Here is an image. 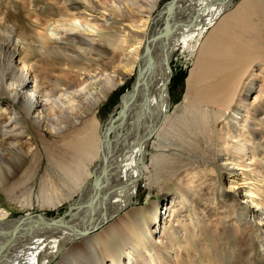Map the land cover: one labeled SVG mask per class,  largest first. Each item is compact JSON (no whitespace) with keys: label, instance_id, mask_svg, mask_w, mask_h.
I'll return each mask as SVG.
<instances>
[{"label":"bare ground","instance_id":"1","mask_svg":"<svg viewBox=\"0 0 264 264\" xmlns=\"http://www.w3.org/2000/svg\"><path fill=\"white\" fill-rule=\"evenodd\" d=\"M3 1L5 0H1L0 4ZM7 1L10 2V0ZM28 2L32 12L28 10L27 14L31 17L36 11L32 1ZM233 2L234 0H176L174 3L166 4L156 15L147 12L148 21H142L143 30L149 29L146 40L139 41L134 47H131L129 39L123 40L119 45L118 42L110 41L117 50L116 53L125 57V65L120 72H113L112 76L107 74L105 80L96 79V76L102 75L101 72H95V75L85 73L91 59H87L89 63L82 64L83 67L80 66L78 70L81 72L78 74L79 77L77 76L78 79L73 80V84L58 77L53 80L48 73L39 78L31 73V69L18 67L14 61L15 52H9L8 59H6L7 66L0 74V97L11 98L18 104L26 118L35 114L36 118L33 121L38 127L58 135L60 125L68 122L69 117L55 115L57 113L55 107L61 112L69 108L72 113H79V104L82 103L83 98L93 97L94 101L91 106H88L85 116L77 114L76 118L80 123L75 125L69 134L62 133V148L59 146L54 148L46 141L44 142L45 152L50 156L51 163H54L53 168L59 173L60 182L58 185L53 183V180H47L45 186L41 185V193L43 190L47 191L42 203L56 208L63 201L64 193L71 198L74 193H78L79 199L72 206L75 212H66L67 214L56 220L39 215L20 217L16 221L0 211V264H48L59 255L61 261L56 264H184L183 260L187 258L194 264H202L196 251L189 257L186 255L192 249V239L185 241L184 235L180 236L175 233L179 227L175 228L176 225H171V220L166 221L169 213L172 215L177 211L180 214L190 212L189 209L193 207V203L195 206H203L201 199H198L202 194L195 193L194 195L193 192L197 199L195 202L192 200L193 196L187 194L188 187L194 188V185H187L188 181L185 177L194 180V176L205 174L199 168L200 164L193 160L178 159L187 169L184 178L180 179V174L175 183L178 196L189 204L186 206L182 204L176 208L174 205L176 197H172L169 207L166 204L160 214H151L150 219L155 226L154 230H150L148 221L145 225L146 229L138 226L132 232L130 231L131 233L128 232L130 233L128 237L124 236L123 227L114 226L116 223L107 228L105 236L100 234L95 241L92 239L91 232L111 220L120 208H125L133 201L145 174L149 183L154 178L162 176L156 171V161L161 157L158 153L168 155V158L172 156L165 154L166 152L162 150H157L152 159L155 170H150L147 156L151 140L155 148H159L163 136L177 138L180 142L179 147L191 153V158L194 159L195 151L197 157L204 159L203 168L206 169L211 170L212 167L216 171L217 163H219L230 174H234L246 166L242 163L241 157L244 156L246 149L243 131L249 116L246 118L239 112L230 115L207 114L208 112H201V110L200 114H194V110L192 114H177L183 108H187L189 103L194 105L195 101L211 106H224L227 111L232 109V103H240L239 92L243 86L242 76L248 66L242 55L257 54L259 57L261 54L260 57H262L264 44L257 45L256 42L255 49H258V52H254L253 44L237 42L238 40L230 37L231 33L228 35L224 33L236 24L240 25L239 22H241L240 32L242 34L244 31L247 33L254 31L255 34L261 33L259 35L264 37V0H242L234 11H230L234 7L231 6ZM57 7L59 18L54 21L57 23L55 31L61 37L54 38L53 36L56 35L50 31L48 24L36 21L32 25L40 28L41 31L31 30L28 37L30 40L25 37L26 44L23 43L25 47L22 45L24 48L22 51H35L42 55L53 52L66 54L69 52L68 45L73 41H75L77 51H84L87 54L96 51L98 45L91 37L92 32L95 26H102L103 22L110 20L111 14H107L108 19L106 10L95 0H61ZM125 9L135 10L131 6ZM133 12L144 16V11L135 10ZM254 15L259 17L260 22L258 18L257 20L259 26L261 24L260 27L254 25L251 27L249 25L251 23H247ZM7 17L0 9V28L6 30L4 32L12 35L11 38L14 39L15 24ZM61 26L69 30H78V35L70 34L69 30L60 31ZM122 29L129 34V29L125 27ZM2 38L5 37L0 36V39ZM185 39L189 43L181 46ZM15 42L19 41L15 40ZM0 48L7 49L3 45ZM179 52L196 58V61L187 78L184 103L178 105L173 114H167L170 101L167 86L170 80L168 79L170 64ZM240 58L247 63H245L246 67L240 66L241 62L239 66H235ZM8 70H10L11 79L10 84L6 85L5 72ZM60 70L63 71L62 68ZM131 75L135 76L132 89L128 90V94L121 102L120 110H116L118 117L113 118L114 114L111 116L114 125L106 127L108 130L114 129L117 132L114 137L112 136L113 138H110L108 133L100 128V121L97 117L98 103L106 97L110 89L122 84ZM204 81L208 83L200 85ZM98 85L101 90L97 92V96L92 95L91 91H94ZM236 99L239 101L236 102ZM243 105L245 106L246 103L243 102ZM12 108L13 106L9 103H0V115L11 113L8 111ZM7 119L16 121L17 116L14 115ZM24 124L25 121L18 131L19 134L25 133ZM0 129L4 133V138L0 140V147H2L6 141L9 142L15 137H8L9 134L3 126ZM154 137L157 139L153 141ZM230 150L238 151L239 157L231 155ZM93 164L95 167L91 169ZM231 166L237 169H231ZM245 176L246 174L241 171L231 177L238 181L245 180ZM220 179L216 177L213 180L215 184H218V186L214 184V187L225 189L226 185L224 187ZM193 182L191 181L190 184ZM228 183L229 189L233 190L232 182ZM0 189L14 192L16 188L9 186L8 182L0 177ZM257 189L253 191L248 188L249 191L242 189L243 192L233 190L228 194L223 190V195L228 202L242 199L244 203H247L249 217L254 221L251 228L258 242L257 252L264 256V202L257 195L254 196V192H259ZM23 193L30 201L34 196L33 189H28ZM36 199L39 201V196ZM117 199H120L119 203ZM203 203L214 205V201L207 198ZM172 206V210L169 211ZM195 209L191 215L188 213L193 225L188 232L193 237L194 243L202 235V226L213 222V216L218 214L216 210L212 212L207 210L199 214ZM68 216L70 217L67 218ZM258 217H260L259 220H257ZM48 220H51L50 224L44 225ZM186 225L187 223L184 224ZM167 229L173 236L174 243L181 239L176 245H168L170 239L164 235ZM109 237L112 241H108ZM121 239L124 240L120 241ZM230 257H233L230 251H225L221 262L216 263L237 264L236 259L238 258L235 257L236 259L231 261ZM250 262V258L246 257L245 263L252 264ZM209 263L210 259L205 264Z\"/></svg>","mask_w":264,"mask_h":264},{"label":"rangeland","instance_id":"2","mask_svg":"<svg viewBox=\"0 0 264 264\" xmlns=\"http://www.w3.org/2000/svg\"><path fill=\"white\" fill-rule=\"evenodd\" d=\"M28 1L29 0H10L9 2L5 0L0 4V9L8 16V20H11L10 22L15 24V28L13 27L15 35L14 39L11 38L12 35L10 36V34L4 32L6 30L0 28V36L5 37L0 39V46L3 45L7 48V51L0 48V74L4 72V69L7 66L6 59H8L7 56L10 54L9 52H15L14 61L18 67L31 69V73L35 76H39V78L43 76V74L48 73L49 77L53 80L58 77L59 79L73 84V80H77L79 77L78 74L81 72L78 70L80 66L83 67L84 65L82 64L89 63L87 62V59H91V63L87 65L85 73L95 75V72H101L100 74L103 76H96L97 80H105L107 74H111L110 76H112L113 72H120L121 68L125 65V57H123L120 53H116L117 50H115L110 41H114L116 43L118 42L119 45L123 40L129 39L131 41V47H134L139 41L146 40V36L149 34V29H146V31L143 30L142 21H148L147 12H151L152 15H156L160 9L172 0H95L103 7L104 10H106V15L109 13L111 14L110 20L106 22L102 21V26H95V29L92 32L91 37L98 45L97 50L92 51L91 54H87L84 51H77L75 41H73L72 44L70 43L68 45L69 52H66V54H69H67V56L62 52H53L51 54L42 55L35 51H22L24 49L23 46L25 47L23 43L26 44L25 37L28 38L30 36L31 30L37 29L38 31H41L40 28L32 25V23L36 21L48 24L50 31L56 35L53 36L54 38L59 39V37H61V35L57 34L55 31L57 23L54 22L57 18H59V13L57 11L59 8L57 6L61 0H31L32 5L35 8L34 10L37 12L32 13V18L27 14V11L30 10V4ZM241 1L242 0H234L231 5L234 7L230 11H234ZM25 2H27L26 4L28 6ZM130 6L135 10L144 11V16L137 15L133 12L135 10L129 11L128 9H125V7ZM256 16L257 15H254L253 18L251 16L249 22H247L248 24L251 23L249 24L251 27L261 26V24L259 26L258 23L259 17ZM107 17L109 19L108 15ZM239 23L240 25L236 24L235 27L227 30L224 35L226 33L227 35L231 33V38L238 40L237 42H248V44H253L254 52H258V49H255V46L257 43V45H261V43L264 44V37L259 35L261 33L255 34L254 31L252 33L244 31L245 33L243 32L242 34V32H240V26H242V24L241 22ZM123 27L130 30L129 34H127V31L122 29ZM59 28L60 31L64 32L65 30H69L65 26H61ZM68 32L72 35H78V30H69ZM3 33L5 35H3ZM15 40H18L19 42L16 43ZM28 40L30 39L28 38ZM188 43L189 41L185 39L182 41L181 46ZM185 55L180 52L177 53V55L173 58L174 60L170 64V73L168 78L170 80L167 84L170 96V112L168 111L167 114H173L175 108L184 103L187 78L190 73V69L196 61V58L189 57L187 54ZM243 55L242 58H244L248 64L244 62L242 58H240L235 64L237 67L241 62L240 66L243 68L248 65L246 70H244V76H242L243 86L241 89L242 93H240L241 91L239 92V97L241 96L239 98L240 101L239 99H236V102H240L239 104L237 102L238 105L236 103H234L235 105L232 103V109L227 111V108H224V106H211L210 104H206L204 102L195 101L194 105L189 103L187 108H183V110L177 114H192L191 112L193 110L194 114H200L201 110V112H208L207 114L230 115L234 114V112H239L240 115H245L246 118L249 116L247 123L245 124V130L243 131L246 149L244 156L241 157L242 163L246 166L240 168L238 171H243L244 174H246V179L235 181V178L233 179L231 176H235L238 172L230 174L225 167L220 166L217 162L218 169L216 171L215 169L213 170L212 167L211 170L209 168H203L204 159L197 157V153L195 151L194 159L191 158V153L179 147L180 142L177 138L175 139L172 136H163L160 141L161 147L159 148H155L151 140L149 142L147 156V164L149 165L150 170H155L153 168L152 159L153 156L156 155L157 150H162L166 152L165 154L172 156V158H168V155L158 153L161 157L156 161V171L162 176L154 178V181L152 180L150 184L147 179V175L145 174L146 176L144 175V178L141 180L138 186L139 189L136 191L137 193L135 194L133 201L125 208H120L111 220L96 227V229L91 232V235H93L92 239L94 241L100 234L105 236L107 228L115 223L118 225L115 224L114 226L123 227L125 237H128L133 229L135 230L138 226L142 227V229H146L145 225L148 221L150 222V230H154L155 226L150 219L151 214H160V212L164 210L166 204L167 207H169L171 204L170 200L174 196L176 197L174 199V205L176 208H179L182 204L185 206L188 205L189 202H185L182 197L178 196L175 186L177 177L180 174V179L185 176L187 168L186 166H183V163L178 161V159L183 158L193 160L200 164L199 168H201L202 172H205L203 176H194V180H190L188 177H185V180L188 181L187 185H194V188L188 187L187 194H190L193 197L195 193L202 194V196L198 197V199H201L200 202L203 205L195 206L193 203V207L189 209V211H191L188 213L191 215L192 211L195 209L194 206L196 207L195 211H198L199 214H201V212L204 213V211L207 210L210 212H212V210H216V213H218L213 216V222L208 223L206 226H202V235L199 236V240L196 243L193 242V237L190 236L188 232L190 230L189 228H192L193 226L191 224L190 215L188 213L180 214L178 211L172 215L169 213V217L166 221L171 220V225H176L175 228L181 227V230L177 228L178 231L176 230L175 233L180 234V236L184 235L183 239L185 241H188L190 238L192 239V249L188 254H186L187 257L196 251L195 253L199 256V260L202 264H205L209 259V264H217L221 262L224 252L230 251V254L233 257H230L229 259L232 261L235 257L238 258H235L237 260V264H246V257L250 258V263L252 264H264V256L262 253L257 252L256 245L258 242L254 238V230L251 228L254 221H252L249 217L250 215L246 206L247 203L245 202V204L242 199L228 202L224 199L225 196L223 195V190L227 191L228 194L233 192V190L243 192L244 189L247 190L248 188L253 191L257 189L256 187H258L259 192H254V196L257 195L259 199L264 202V58H262L264 57V54L262 57H260L261 54H259V57L257 54ZM60 68H62L63 71H61ZM183 72H186L185 76L183 75ZM5 75V84L9 85L11 79L9 77L10 70L6 71ZM134 80V75L127 77L122 84L117 85L114 89H110V91L106 93V97L102 98V100L98 103L97 117L100 121V128L104 132H107L110 138H113L117 132L114 129L108 130L106 127L107 125L110 127L114 125L111 121V116H113L114 113L113 118L118 117V114L115 112L117 109L120 110L119 105L125 98L128 90L132 89ZM206 83L208 82L204 81L200 83V85L203 86ZM100 90L101 87L98 85L94 88V91H91V93L92 95L97 96V92ZM93 101V97H89V99L83 98L82 103L79 104V113H72L69 108L61 112L59 108L55 107L57 112L55 115H59L60 117H69L68 122L60 125V131L57 135L56 133H50L45 128H41L40 126L38 127L37 123H34L35 121H33L36 118L35 114H31L26 118L24 113L20 110L18 104L12 101L11 98L7 96L0 97V103H9L13 106V108L8 111L11 113L0 115V128L3 126L4 130L9 134L8 137H15L14 139L9 140V142L6 141L5 145L0 147V177L4 181L8 182L9 186H14V188H16L14 192H7L0 189V211H3L9 218L15 220L20 219V217H37L39 215H43L48 219L56 220L61 216L63 217L66 212H75V209L72 206L74 205V202L79 199L78 193H74L72 198L69 197L67 193H64L62 196L63 201L56 208H53L51 205L46 206L42 203L43 197L47 194V191L43 190L41 193V185L45 186L47 180H53V183L58 185L60 182L59 173L53 168L54 163H51L50 156L45 152L44 142L46 141L54 148L57 146L62 148V133L64 132L65 134H69L71 129L80 123L79 119L76 118L77 114H83V116H85L88 106H91ZM243 102H245L247 106H242ZM251 105H253V107L250 109ZM14 115L17 116L16 121H9L7 119L8 117L12 118ZM23 121H25L24 125L26 131L24 134H19L18 131L22 127ZM3 134L4 133L1 132L0 129V140L4 138ZM155 139H157V137H154L153 141ZM229 153L235 157H239V153L236 150H230ZM95 164L91 165V169H94ZM230 168L237 169V167L232 168V166ZM215 174L216 176H214ZM214 177L219 179L221 178L220 180L222 181V184H224V187L226 185L225 189L214 187L215 185L218 186V184H215L213 181L215 180ZM191 181H194L193 184H190ZM229 181L232 182L233 190L229 189ZM28 189L34 190V196L31 197V201L28 200L29 198L23 193ZM38 196L40 198L39 201L36 199ZM193 197L192 200L194 202L197 201L196 197ZM206 198L208 200L212 199L214 201V205L203 203ZM117 202L119 203L120 199H117ZM173 206L169 211L172 210ZM69 217L70 216L67 218ZM259 218L260 217H258L257 220H259ZM184 221L187 223L186 226H184L185 223L183 224ZM50 222L51 220H48L44 225H49ZM71 230L72 229L70 228V231ZM186 234L188 236H186ZM164 235L170 239L168 240V245L171 246L176 245V243L181 240L178 239L176 243H174V240L172 239L173 236L168 229ZM123 240L121 239L120 241ZM108 241H112V238L109 237ZM59 261H61L60 255L52 259L48 264H56ZM188 262L189 264H194V262H191L189 258L183 260L184 264H187Z\"/></svg>","mask_w":264,"mask_h":264},{"label":"water","instance_id":"3","mask_svg":"<svg viewBox=\"0 0 264 264\" xmlns=\"http://www.w3.org/2000/svg\"><path fill=\"white\" fill-rule=\"evenodd\" d=\"M175 1H176V0H172L171 2L174 3ZM127 94H128V92L126 93V95H127ZM126 95H125V96H126ZM123 100H124V99H123ZM123 100H122V102H123ZM119 107H120V105H119ZM113 114H114V113H113ZM65 214H67V213H65ZM61 217H62V216H61ZM59 218H60V217H59Z\"/></svg>","mask_w":264,"mask_h":264},{"label":"trees","instance_id":"4","mask_svg":"<svg viewBox=\"0 0 264 264\" xmlns=\"http://www.w3.org/2000/svg\"><path fill=\"white\" fill-rule=\"evenodd\" d=\"M186 72H183V75L185 76Z\"/></svg>","mask_w":264,"mask_h":264}]
</instances>
